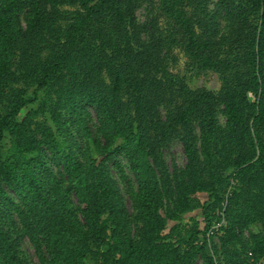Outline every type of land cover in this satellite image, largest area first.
<instances>
[{"label":"trees","instance_id":"16d2710c","mask_svg":"<svg viewBox=\"0 0 264 264\" xmlns=\"http://www.w3.org/2000/svg\"><path fill=\"white\" fill-rule=\"evenodd\" d=\"M198 259L264 264V0H0V264Z\"/></svg>","mask_w":264,"mask_h":264},{"label":"rangeland","instance_id":"374dc122","mask_svg":"<svg viewBox=\"0 0 264 264\" xmlns=\"http://www.w3.org/2000/svg\"><path fill=\"white\" fill-rule=\"evenodd\" d=\"M138 17L141 21L144 20L145 18V12L144 10H140L138 12ZM175 54L178 57V61L176 63V65L171 66V70L173 73L180 75L181 77L185 76L187 77L190 81H189V85L191 88L196 89L198 87L201 86H206L210 89L213 90H219L221 83L219 82L218 76L214 73H209L207 75H203L200 77H194V73L192 71H189L187 68V59L179 52V51H175ZM93 115H94V119L96 121L95 118V114L92 111ZM222 122H224L225 120L223 118H221ZM163 156L164 159L167 163V165L172 169L174 165H177L178 167H184V165L186 164V158L184 155V149H183V145L176 141L174 142L169 148H166L163 150ZM124 167L125 170L127 172V174L133 179V176L131 174V172L129 171L128 168V164L126 162H124ZM121 188H123V186L121 185ZM123 195L124 197L127 199V195L126 193L123 191ZM201 199L203 201L207 200V196H200ZM128 207H130V202L127 201ZM190 216H186V219H189ZM244 237L245 239H249V232H245L244 233ZM215 242L218 243V240L215 239ZM24 250L29 251L31 255H34V251L33 248L31 247V245L29 244L28 241H26L25 245H24ZM197 264H203L202 259H198Z\"/></svg>","mask_w":264,"mask_h":264},{"label":"built area","instance_id":"2783aa9c","mask_svg":"<svg viewBox=\"0 0 264 264\" xmlns=\"http://www.w3.org/2000/svg\"><path fill=\"white\" fill-rule=\"evenodd\" d=\"M252 96V95H251ZM253 99H254V97H253ZM219 227V225L217 226V227H215L216 229Z\"/></svg>","mask_w":264,"mask_h":264}]
</instances>
